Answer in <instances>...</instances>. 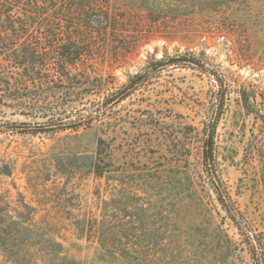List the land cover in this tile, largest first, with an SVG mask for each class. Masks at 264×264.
Wrapping results in <instances>:
<instances>
[{"label": "rangeland", "instance_id": "obj_1", "mask_svg": "<svg viewBox=\"0 0 264 264\" xmlns=\"http://www.w3.org/2000/svg\"><path fill=\"white\" fill-rule=\"evenodd\" d=\"M79 1L40 2L37 16L77 34ZM84 1L147 22L84 38L60 64L70 77L35 103L0 96V234L11 219L32 229L29 264H256L250 243L264 259V0ZM180 53L205 69L155 63ZM11 56L0 50V68ZM15 256L0 250V264Z\"/></svg>", "mask_w": 264, "mask_h": 264}, {"label": "trees", "instance_id": "obj_2", "mask_svg": "<svg viewBox=\"0 0 264 264\" xmlns=\"http://www.w3.org/2000/svg\"><path fill=\"white\" fill-rule=\"evenodd\" d=\"M48 1L0 0V50H7L9 57L13 54L9 60L15 63L8 69L0 68V88L6 87V94L0 96H6L13 102L16 101L18 105L35 103L32 102L33 97L31 95L39 94L41 96L42 93L57 88L58 80L64 82L63 79L70 77L67 67H62L60 64L75 63L81 58L84 54L82 51L90 46V43L83 40L84 38L89 37L92 39V36L96 38L95 32L105 36L107 33L119 29L126 30L125 27L129 25L130 21H136L134 19H137L143 25L147 22V17L141 13L111 11L109 7L94 9L87 6L84 0H80L75 6L78 11L83 12V15L79 22L72 26L77 34H74L73 30L63 35V29L61 28L63 25L59 24L56 19H47L49 21L45 22L44 18L37 16L39 12H42L41 3H48ZM50 1L53 2L54 0ZM15 8L17 10L25 9L29 12L33 10L31 13L25 12L24 15H16L14 13ZM136 14H141V16L139 17ZM70 20L73 21L72 18ZM38 22L43 27L37 28L36 24ZM67 22L69 23V20ZM155 63L158 67L167 64H194L201 70L205 69L203 63L197 57L183 53L175 56H163L157 59ZM13 66L19 67L21 70H13ZM139 76L136 75L135 77ZM128 85L123 90H118L112 94L111 97L107 95L101 104L95 108L96 114L99 115L109 105L121 101L126 92L134 86ZM246 101L245 98L247 104ZM93 116L94 114H91L90 118ZM217 118L218 115H215L214 122L210 123L207 129L203 151L207 168L212 167L215 160L214 132ZM99 151V154H101V150ZM93 169L98 175L104 173V168L97 159L93 162ZM220 197L222 196L220 195ZM221 199L224 203L223 198ZM18 226L19 223L16 220L11 219L9 221L4 228V233L0 234V250L7 257L16 255L14 258L21 264H29L31 261L29 255L32 252H29L28 247L32 244H28L25 237L30 234L32 229L25 226L19 229ZM39 238L42 243L41 247L49 246L47 247L48 250L42 251L51 255H56L57 252L55 254L50 246H62L60 242L48 238L46 235H40ZM250 247L256 264H264V259L257 256L256 247L252 243H250Z\"/></svg>", "mask_w": 264, "mask_h": 264}]
</instances>
